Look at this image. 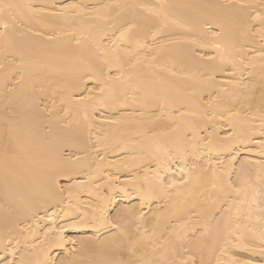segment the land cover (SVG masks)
<instances>
[{
	"label": "bare ground",
	"instance_id": "bare-ground-1",
	"mask_svg": "<svg viewBox=\"0 0 264 264\" xmlns=\"http://www.w3.org/2000/svg\"><path fill=\"white\" fill-rule=\"evenodd\" d=\"M2 2L0 264H264V0Z\"/></svg>",
	"mask_w": 264,
	"mask_h": 264
},
{
	"label": "snow or ice",
	"instance_id": "snow-or-ice-1",
	"mask_svg": "<svg viewBox=\"0 0 264 264\" xmlns=\"http://www.w3.org/2000/svg\"><path fill=\"white\" fill-rule=\"evenodd\" d=\"M16 7H18L15 4L12 3H3L2 0H0V16H4L5 14L7 15H11L12 14V10L15 9ZM261 20H264V17H260ZM5 28L8 27L7 23H5L4 25ZM4 33H0V36H3ZM262 148H264V144L261 145ZM237 191H240L239 189H237ZM241 264H252L251 261H243L241 262Z\"/></svg>",
	"mask_w": 264,
	"mask_h": 264
}]
</instances>
